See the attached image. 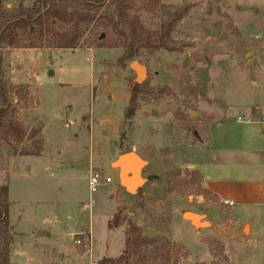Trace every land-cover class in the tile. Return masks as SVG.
<instances>
[{"label":"rangeland","instance_id":"1","mask_svg":"<svg viewBox=\"0 0 264 264\" xmlns=\"http://www.w3.org/2000/svg\"><path fill=\"white\" fill-rule=\"evenodd\" d=\"M35 1L0 0V4L10 11L30 8ZM156 6L149 0H133L129 14L152 32L176 10H183L184 15L171 32L172 51L144 49L134 60L146 68V78L139 83L142 93L136 97V111L130 119L125 118V110L133 84H138L135 73L130 63L121 60L123 49L99 47L114 41L115 35L99 37L102 29L89 25L82 48L0 52V77L12 123L6 133L0 132V186H7L8 221L14 227L11 264H90L89 256L92 264H98L104 256L117 257L124 244L123 232L122 228L109 229L108 220L118 201L120 223L129 221L136 226L145 222L166 235L173 207L184 210L182 213L191 211L186 201L189 196L196 197L200 206L193 213L203 217V228L208 220L220 224L227 218V210L212 195H200L203 188L195 175L173 169L174 152L179 159L174 145L196 144L207 127L220 120L227 104L237 110L250 104L264 110V0H157ZM56 30H62V25ZM100 115L102 129H108V121L117 124V134L110 142L113 148L130 151L129 145L137 144L143 152L147 165L142 177L151 180L138 194H121L115 199V182L100 186L91 195L88 192L84 169L91 147L94 159L97 157L99 134L94 128ZM82 117L87 125L88 120L94 121L90 133L86 125L80 132L74 130L73 121ZM20 118L29 124L18 121ZM65 121L70 122V129ZM88 135L94 138L88 139ZM75 137L83 141L82 149L73 145ZM58 149L73 163L58 167V173L46 171L47 158L57 156ZM66 157L59 162L65 164ZM93 165L102 168L95 160ZM38 168V177H34ZM160 200L164 204L158 208ZM33 224H39V232L45 235L34 236L36 232H30ZM137 228L144 236L142 228ZM257 228L264 232L262 223ZM230 229L237 231L232 225ZM172 231L185 247L168 236L146 238L156 246L167 242L177 264L187 258V264L227 263L223 239L217 234L204 240L208 256L196 235L179 225Z\"/></svg>","mask_w":264,"mask_h":264},{"label":"crops","instance_id":"2","mask_svg":"<svg viewBox=\"0 0 264 264\" xmlns=\"http://www.w3.org/2000/svg\"><path fill=\"white\" fill-rule=\"evenodd\" d=\"M33 103H35L33 105L34 107L37 106L36 101ZM19 116L21 117V113H19ZM219 116L220 120L213 121L205 130L204 135H201L199 139L196 140V144L191 142L176 143L174 145V147L177 148L176 154H178L179 159L177 161L174 152L173 157L176 162H174L173 169H178L181 173L186 171L189 177L195 175L200 186L207 190L214 197L216 202L227 210L228 216L225 221L217 224L216 220H208V226H206V228L202 226L195 227L192 223L183 219L182 212L184 210L178 212L179 209L173 207L172 214L168 221V235H166V233L162 234L160 228L156 227L155 229L145 222H138L136 226L142 228L145 237L168 236L169 239H173V242L183 247H185L184 244L186 243L182 239H179L175 231H172L174 225H179L181 229L190 231L191 235H196L202 243H204L206 238L210 237L211 233H215L217 237L223 239V255L225 259H227L226 264H262V261H264V232L259 231L257 225L262 223V226H264V128L262 125L264 122V110L254 104L242 105L238 110L230 108V105L227 104ZM18 121L27 123L21 118ZM73 122L75 124L73 127L74 130L79 132L85 125L88 128V133H90L91 125L94 127V121L88 120L87 125L85 117L80 119L77 118ZM65 123L70 129V122L65 121ZM108 123V129H102L103 122L101 121V115L99 116L96 129L94 128L95 134H99V140L96 146L97 157L94 159L90 151L93 147L90 146L91 148L89 149L88 159L86 160L84 169L86 182L89 167L101 170L105 169V174L112 177V183L115 182L116 184V188L113 190L115 199L116 196H120L121 194L134 195L128 194L125 189L121 187L119 170L112 166L117 156L127 151L113 148L110 145L112 138L114 139L117 134L116 129H114L117 124L113 121H108ZM194 136L197 138V135L194 134ZM92 138L94 137L88 135V139ZM73 140L76 141L73 145L79 146L82 149L83 141L78 139V137H75ZM129 148L130 151L132 150L145 161L143 152H141L137 144L129 145ZM62 156L68 157L66 152L62 149L57 150V156H49L45 163L47 166L46 171L49 170L58 173V167L64 168L73 163L71 160L69 161L67 157L65 158L67 161L65 164L60 163L59 159ZM30 157L35 160L41 158L40 156ZM93 160L97 161L102 168L93 165ZM39 170V168L35 169L34 177H38ZM185 178L187 179V177ZM138 193L139 190L137 191V194ZM197 198L200 199V197ZM186 201H189V206L192 207L190 209L192 211H190L191 213L195 212L194 209L200 208V206L196 204V197L189 196V198H186ZM163 204V201L160 200L156 205L160 208ZM118 209L119 201L115 214L108 222L117 215ZM199 223L206 222H203L202 219ZM231 225L237 227V231L236 229H230ZM245 227H247V232H244ZM11 228L13 229L14 227ZM116 228H122L125 244V224L122 223ZM40 229L39 224H33V227L30 228V232L32 233L34 230L36 235H32L36 237L45 235V232L42 233V235L37 234ZM220 229L222 231H219ZM240 232L243 233L242 236L239 235ZM84 235L89 240V234L86 233ZM242 243L246 244V246L242 247ZM124 244L123 248L118 250L117 257L107 258L104 256L102 259H117L120 257L125 248ZM204 246L208 256H210L207 244L204 243ZM74 259V261H78L80 257ZM89 260L90 264H92L93 261H91L90 256ZM188 261L189 259L187 258L186 261L180 264H187ZM201 262L202 261L199 263ZM9 264H11L10 257ZM58 264H60V262Z\"/></svg>","mask_w":264,"mask_h":264},{"label":"trees","instance_id":"3","mask_svg":"<svg viewBox=\"0 0 264 264\" xmlns=\"http://www.w3.org/2000/svg\"><path fill=\"white\" fill-rule=\"evenodd\" d=\"M133 0H36L30 8H18L6 11L0 4V52L3 49H67L74 50L84 47L83 38L89 25L101 28L103 32L115 35L114 41L99 47L121 48V60L133 62L141 50L151 52L170 48V35L183 10L173 12L156 31H147L138 18L132 17ZM157 0H149L156 6ZM160 8H164L160 6ZM62 25V30L56 27ZM105 32V33H104ZM101 39V38H100ZM99 39V40H100ZM0 53V72L2 64ZM129 105L125 110V118L130 119L136 111V97L139 84H133ZM137 87V88H136ZM7 91L0 77V132L6 133L12 123L8 119ZM200 195L211 194L201 189ZM9 203L7 186H0V264H9V253L13 239V229L9 225ZM125 222V221H124ZM119 222L115 215L108 223L109 229L116 228ZM125 248L117 259H102L98 264H137L139 261H158L157 264H177L167 242L156 246L152 239L140 234L139 228L126 221ZM154 244V245H153ZM151 245L153 247L149 248ZM222 250V249H221Z\"/></svg>","mask_w":264,"mask_h":264},{"label":"water","instance_id":"4","mask_svg":"<svg viewBox=\"0 0 264 264\" xmlns=\"http://www.w3.org/2000/svg\"><path fill=\"white\" fill-rule=\"evenodd\" d=\"M250 61L251 60L248 61V64H250ZM129 68L134 71L136 76L135 79L138 84L146 78V68L139 64V62H131ZM146 165L147 163L132 150L120 154L112 163L113 168L119 170L120 185L128 194H136L147 180H151L150 177H148L147 180L142 178V169ZM182 217L184 220L192 223L195 227L205 225V223H199L203 217L197 214L184 212ZM38 234L42 235V232H39Z\"/></svg>","mask_w":264,"mask_h":264},{"label":"built area","instance_id":"5","mask_svg":"<svg viewBox=\"0 0 264 264\" xmlns=\"http://www.w3.org/2000/svg\"><path fill=\"white\" fill-rule=\"evenodd\" d=\"M262 125L264 128V122ZM111 183H112V177L105 175L101 169L89 167L88 175H87V188L90 195L96 192V190L100 186H105ZM73 244L80 245V241L73 240Z\"/></svg>","mask_w":264,"mask_h":264}]
</instances>
